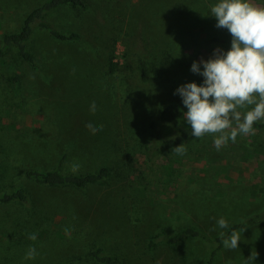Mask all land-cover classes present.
I'll use <instances>...</instances> for the list:
<instances>
[{"label":"rangeland","instance_id":"1","mask_svg":"<svg viewBox=\"0 0 264 264\" xmlns=\"http://www.w3.org/2000/svg\"><path fill=\"white\" fill-rule=\"evenodd\" d=\"M46 1L0 0V47L3 36ZM88 1L87 11L60 7L47 18L64 33L79 32L80 39L59 40L35 27L29 47L37 68L15 48L0 59V189L20 179L24 165L51 166L64 152L67 172L108 164L112 174L85 189L29 182L30 202L0 200V264H102L82 257L99 245L117 256L108 264H205L216 244L210 239L252 217L259 221L236 231L238 248L223 247L214 264H264V129L238 133L219 151L218 133L193 136L186 154L170 151L149 161L142 145L148 137L144 126L159 118L165 103L177 101L184 118L188 109L174 92L186 83L203 84L204 77L190 70L192 63L212 58L217 48L230 50V32L216 27L211 12L176 15L181 10L165 1L168 20L157 27L175 35L179 58L165 54V42L150 31L156 18L149 9L156 0ZM251 2L264 8V0ZM152 50L164 62L161 76L146 65ZM113 55L121 65L115 73L109 70ZM175 57L183 70L173 66ZM13 75L17 81L8 79ZM87 123L102 124L103 130L93 135ZM233 129L238 126L226 132ZM220 218L228 228L218 227ZM190 224L210 239L148 248L152 233ZM32 233L35 241L29 239ZM29 247L38 252L35 259H25ZM255 252L256 259L248 260Z\"/></svg>","mask_w":264,"mask_h":264},{"label":"trees","instance_id":"2","mask_svg":"<svg viewBox=\"0 0 264 264\" xmlns=\"http://www.w3.org/2000/svg\"><path fill=\"white\" fill-rule=\"evenodd\" d=\"M166 3L174 4L176 9L181 10V13H175L176 15L186 13L187 10H195L197 14H208L211 12V7L218 2V0H156L157 6H153L150 10V14L155 16L156 26H152L150 31L154 34L155 39L161 42H165V47L163 48L165 54H176L182 56V49L179 44H176L174 36L167 29L161 30L157 26L160 22L165 20ZM60 7L89 10L90 2L88 0H48L42 5L34 8L25 17L22 26L12 32H7L3 36V46L0 47V59L4 53L12 48L16 49L17 54L31 63L37 68L35 62V56L29 47V40L34 33L36 26H40L48 29L51 34L59 40L71 41L80 39L81 35L77 31H71L69 33H64L58 29L53 28L47 18L51 11H55ZM169 12V10H168ZM162 14V16H160ZM173 19V18H172ZM168 20V18H166ZM165 20V23H166ZM155 27L158 29L155 30ZM149 31V29H148ZM184 31V30H183ZM182 34V29L180 30ZM171 33V35H170ZM179 36V34L177 33ZM180 38L182 39L181 35ZM177 57L174 58L177 68L179 67L183 70V61H180ZM147 67L152 70V74L161 76V70L164 65L163 61H160V55L158 51L152 50L151 60L146 63ZM121 65L114 60V55L110 57L109 60V70L111 73H115ZM9 80L17 81V75L8 77ZM241 111V122L243 121V116L246 113L243 109H238ZM166 124L170 128V133L166 132L162 124ZM232 125L238 126L236 122ZM264 129V118H261L254 122L253 130ZM191 127L187 121L182 116V108L177 101H169L163 105L159 112V118L151 119L144 126V133H147V140L142 142L145 147V153L148 160L157 155H166V153L172 151L175 147L183 144L184 147L188 145V142L192 139ZM78 150L75 146L71 150ZM80 152V151H79ZM68 152H64L55 164L48 166H34V165H24L21 171V178L15 182H11L5 186V188L0 189V200L2 202H30V189L29 182L35 183L41 186H47L51 188H77L85 189L90 185L99 183L103 180L109 178L112 174V166L108 164H101L100 166L86 170L84 172H67L65 171V164L67 161ZM170 166V165H169ZM171 168V167H169ZM249 221H243L239 223L232 224L229 229L224 233V236L217 235L213 238H209L207 235L203 234L202 231L198 229L195 224H190L181 227L175 231H168L167 228H161L157 232L152 233L148 238V248L154 249L160 244H167L172 246H179L185 239L189 238H203L210 239V241L215 242L209 253V256L205 260V264H214L216 256L223 249V239H227L231 236L233 231H238L240 228L246 227L258 222V217H252L248 219ZM91 257L102 264H108L117 260V256L105 253L102 245L88 250L82 257ZM54 264H61L57 262Z\"/></svg>","mask_w":264,"mask_h":264},{"label":"clouds","instance_id":"3","mask_svg":"<svg viewBox=\"0 0 264 264\" xmlns=\"http://www.w3.org/2000/svg\"><path fill=\"white\" fill-rule=\"evenodd\" d=\"M211 16L217 19V28L230 32L231 48L226 52L217 48L212 58L194 61L190 70L204 77L203 84L186 83L179 86L174 95L178 94L188 109L184 119L191 127V134L199 139L205 134L218 133L214 145L219 151L229 140L235 142L238 133L252 132L254 122L264 118V8L255 6L251 0H218L211 7ZM251 105L255 106L244 114L241 122L238 109ZM96 110L93 101L90 111L95 113ZM233 122L238 130L226 132ZM85 127L93 135L103 130L102 124L87 123ZM172 151L184 155L187 149L181 144ZM217 225L221 229L229 227L224 218H220ZM220 235L223 237L224 233ZM29 239L35 241L36 234H30ZM239 240V235L233 231L229 238L223 239V245L225 249L235 250ZM37 255L36 248L29 247L25 259H35ZM257 255L252 253L248 260H255Z\"/></svg>","mask_w":264,"mask_h":264}]
</instances>
